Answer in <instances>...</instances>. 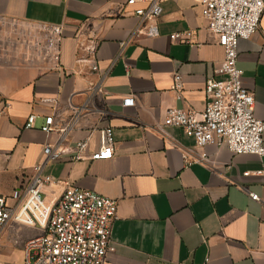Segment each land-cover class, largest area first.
Segmentation results:
<instances>
[{"label":"crops","instance_id":"obj_1","mask_svg":"<svg viewBox=\"0 0 264 264\" xmlns=\"http://www.w3.org/2000/svg\"><path fill=\"white\" fill-rule=\"evenodd\" d=\"M143 5L0 0V24L46 22L65 30L58 67L0 40V194L14 204V190L42 163L44 145L59 141L83 109L63 139L62 158L44 170L55 181L44 185L42 196L51 203L67 187H78L118 201L115 250L105 264H264V157L208 145L207 161L189 164L185 153L194 139L177 127L167 128L169 136L155 129L172 107L206 109V81L224 49L208 29L201 0L162 2L159 34L131 39L139 23L135 8ZM184 31H191V43L170 38ZM88 37L99 44L97 72L77 61L79 41ZM238 67L264 121V13L257 32L239 43ZM103 73L104 92L92 93ZM176 73L184 83L181 100L172 90ZM129 96L134 104L125 106ZM32 114L34 126L25 128ZM50 115L58 130L47 134L41 126ZM106 126L114 131L113 157L73 161L76 142L89 138V152L97 150ZM40 233L12 222L0 235V261L22 264L26 242Z\"/></svg>","mask_w":264,"mask_h":264},{"label":"built area","instance_id":"obj_2","mask_svg":"<svg viewBox=\"0 0 264 264\" xmlns=\"http://www.w3.org/2000/svg\"><path fill=\"white\" fill-rule=\"evenodd\" d=\"M164 1L126 0L127 5L144 3L135 8L139 23L131 39L138 35L156 37L159 34L158 19ZM201 6L209 31L224 49L220 66L206 81L207 107L202 113L172 107L163 123L155 129L169 136L167 128L177 127L194 139V148L185 153L189 164L205 163L208 145L227 147L233 154L251 153L264 157V121L255 115L254 93L245 88L243 71L238 67L239 43L257 32L264 13V0H201ZM11 26L12 29L24 30L23 35L32 46L30 53L33 56L60 66L61 45L65 37L63 26L46 22L29 25L14 20L0 24V27ZM191 34V31L176 32L170 38L191 43ZM98 50L99 44L94 37L79 41L77 61L86 62L93 72L99 71ZM106 74L103 73L99 82L91 87L92 93L104 92ZM172 90L178 100L183 98L184 83L179 73L174 76ZM123 104L133 105L134 97H125ZM5 106H9V102ZM82 110L70 126L62 129L63 137L59 141L44 145L42 163L34 167L35 174L25 186L14 190V204L9 205L7 198L0 194V235L12 222L41 229L39 235L26 242L22 264H105L108 254L115 250L113 223L118 218L116 199L78 187H67L51 203L42 196L44 185L55 181L44 170L48 164L62 158L63 139L78 122ZM35 119V115H30L25 128L33 127ZM41 130L47 134L58 130L53 115L45 118ZM99 134L100 147L97 150L89 152V138L79 140L71 159L94 161L113 157V128H101ZM249 196L253 200H261L257 193L249 192Z\"/></svg>","mask_w":264,"mask_h":264},{"label":"rangeland","instance_id":"obj_3","mask_svg":"<svg viewBox=\"0 0 264 264\" xmlns=\"http://www.w3.org/2000/svg\"><path fill=\"white\" fill-rule=\"evenodd\" d=\"M24 30L22 29H12L11 27H0V40L7 44L9 49L16 50L22 52H30L32 46L28 43L26 37L23 35ZM18 225V224H16ZM17 230L15 227L11 229V231ZM25 250V249H24ZM25 257V253H24ZM24 260V259H23ZM22 260V262H23ZM0 264H15L9 261H0Z\"/></svg>","mask_w":264,"mask_h":264}]
</instances>
